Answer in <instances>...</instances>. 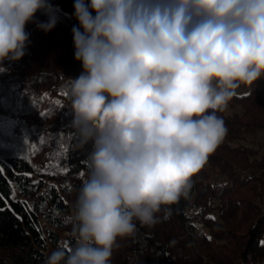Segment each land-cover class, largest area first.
I'll return each instance as SVG.
<instances>
[{"label": "clouds", "instance_id": "obj_1", "mask_svg": "<svg viewBox=\"0 0 264 264\" xmlns=\"http://www.w3.org/2000/svg\"><path fill=\"white\" fill-rule=\"evenodd\" d=\"M74 9L83 71L66 81L71 128L93 151L63 217L75 244L44 264H111L137 222L153 227L188 198L228 134L218 113L264 77V0H75ZM59 11L49 0H0V71L26 55V26L51 32Z\"/></svg>", "mask_w": 264, "mask_h": 264}, {"label": "trees", "instance_id": "obj_2", "mask_svg": "<svg viewBox=\"0 0 264 264\" xmlns=\"http://www.w3.org/2000/svg\"><path fill=\"white\" fill-rule=\"evenodd\" d=\"M49 2L60 10V19L79 26L75 0ZM47 20L43 12L36 14L37 22ZM26 30L31 34L26 55L5 61L7 71H0V264H44L61 245L69 228L63 222L70 214L69 190L51 184L42 167L60 165L67 181L86 172L83 161L93 151L91 141L79 146L71 128L66 81L83 71L74 44L59 22L48 33L36 23ZM263 95L264 80H257L230 102L231 109L241 111L218 113L228 134L193 177L188 198L158 213L157 229L188 223L190 234L162 242L158 230L150 234L139 228L158 249L160 264H195L179 254L183 246L215 264H264V155L241 144L247 134L264 128ZM74 244L68 237L69 247Z\"/></svg>", "mask_w": 264, "mask_h": 264}, {"label": "rangeland", "instance_id": "obj_3", "mask_svg": "<svg viewBox=\"0 0 264 264\" xmlns=\"http://www.w3.org/2000/svg\"><path fill=\"white\" fill-rule=\"evenodd\" d=\"M59 23L64 32V37L74 44L72 33L73 28L71 27L70 23L65 22L63 19H59ZM259 80H264V77L260 78ZM259 84H261V82ZM249 89L250 86L242 85L239 89H237V92L240 96L246 94ZM234 110L241 111L239 107L236 109H231L230 105L226 109V111L229 113H233ZM241 144L255 148L258 151L259 156L264 155V128L257 129L256 131L247 134L245 139L241 141ZM32 156L36 158L37 162H40V158L36 156L34 152L32 153ZM42 168L46 174H49L48 176H50L49 181L52 182L51 184L54 183L59 188L63 187L69 190V197L66 199L68 201L71 213L72 205L76 198V190L81 185L80 178L83 173L75 176L73 175L67 181H65L61 176L62 170L60 165L53 164L52 168ZM196 223L197 230L201 231L203 224L199 221ZM187 226L188 223H185L183 226L157 229V224L153 227H146L138 223L135 234L119 239V247L114 250L111 264H160L158 260V249L151 245L148 237H145L143 234H141V232H139V228L146 230L150 234H153L156 230H158L159 240L165 242L168 240H173L176 237L184 238L188 236L190 232L188 231ZM71 230L72 226L69 225L68 231L65 233V237L62 239L61 244L69 246L68 237H72ZM179 254L183 256V258L192 259L195 264H215L198 255L196 250L189 246L181 247Z\"/></svg>", "mask_w": 264, "mask_h": 264}, {"label": "snow or ice", "instance_id": "obj_4", "mask_svg": "<svg viewBox=\"0 0 264 264\" xmlns=\"http://www.w3.org/2000/svg\"><path fill=\"white\" fill-rule=\"evenodd\" d=\"M3 172V168L2 167H0V173H2ZM38 183V182H37ZM54 187V186H53ZM262 243H264V242H262Z\"/></svg>", "mask_w": 264, "mask_h": 264}]
</instances>
